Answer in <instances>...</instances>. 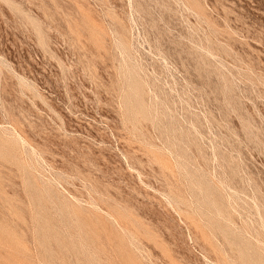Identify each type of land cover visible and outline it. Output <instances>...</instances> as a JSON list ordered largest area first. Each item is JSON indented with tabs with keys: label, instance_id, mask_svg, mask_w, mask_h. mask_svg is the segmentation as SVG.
<instances>
[{
	"label": "rangeland",
	"instance_id": "1",
	"mask_svg": "<svg viewBox=\"0 0 264 264\" xmlns=\"http://www.w3.org/2000/svg\"><path fill=\"white\" fill-rule=\"evenodd\" d=\"M0 264H264V0H0Z\"/></svg>",
	"mask_w": 264,
	"mask_h": 264
}]
</instances>
